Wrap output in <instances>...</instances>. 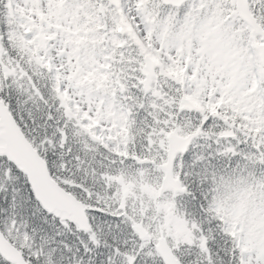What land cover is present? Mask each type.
<instances>
[{"label": "snow or ice", "instance_id": "obj_1", "mask_svg": "<svg viewBox=\"0 0 264 264\" xmlns=\"http://www.w3.org/2000/svg\"><path fill=\"white\" fill-rule=\"evenodd\" d=\"M0 264H264V0H0Z\"/></svg>", "mask_w": 264, "mask_h": 264}]
</instances>
